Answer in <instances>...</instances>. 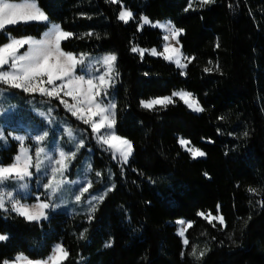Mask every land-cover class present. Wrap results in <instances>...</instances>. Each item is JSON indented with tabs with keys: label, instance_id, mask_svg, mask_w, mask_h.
I'll list each match as a JSON object with an SVG mask.
<instances>
[{
	"label": "trees",
	"instance_id": "16d2710c",
	"mask_svg": "<svg viewBox=\"0 0 264 264\" xmlns=\"http://www.w3.org/2000/svg\"><path fill=\"white\" fill-rule=\"evenodd\" d=\"M38 3L50 24L73 33L62 43L64 51L117 56L115 130L134 152L122 165L94 144L93 174L107 180L111 171L114 190L90 221L57 213L30 222L0 210V235L8 236L0 242V264L20 254L44 260L57 244L69 252L63 264H264V0L203 6L199 0ZM123 9L133 13L127 24L118 19ZM145 16L183 29L181 50L195 58L185 74L161 57L131 51L164 44L158 28H139ZM48 27L32 23L11 35L38 39ZM6 42L0 33V44ZM181 90L192 93L204 111L194 113L179 100L155 111L140 105ZM180 138L206 156L192 159ZM16 151L8 149L7 163ZM200 212L222 215L226 227L218 220L209 224ZM180 220L193 224L187 247L178 235ZM193 247L207 251L197 260L190 255Z\"/></svg>",
	"mask_w": 264,
	"mask_h": 264
},
{
	"label": "snow or ice",
	"instance_id": "6c2138e0",
	"mask_svg": "<svg viewBox=\"0 0 264 264\" xmlns=\"http://www.w3.org/2000/svg\"><path fill=\"white\" fill-rule=\"evenodd\" d=\"M109 2L119 3L120 0H109ZM212 2L214 0H199L201 6ZM192 7L193 4L190 2L185 10ZM118 19L127 24L133 19V13L127 9L121 10ZM141 20L140 29H143L144 25H152L167 33L163 36L164 41L175 40L177 45L180 44L179 37L183 29H177L171 22L153 23L146 16ZM32 23L50 24L49 16L39 6L38 0H20V2L0 0V33L4 34L7 39L6 43L0 44V95L8 89H16L30 96L39 95L49 102L57 100L68 113L90 127L96 142L106 151H110L113 159L119 158L122 163H127L134 152L132 142L116 133V104L110 101L105 103L109 89L114 86V74L118 75L115 68L117 56L107 54L95 62H90L88 54L76 55L64 51L61 46L62 41L71 38L73 33L64 31L59 24H50L39 39L32 36L14 37L11 35L12 30L23 29ZM217 47H219L218 44ZM181 49L182 45L176 47L171 43H165L162 52L152 49L150 54L162 56L164 60L174 63L177 68L185 69L187 64L195 58L184 57ZM131 51L139 52L143 58L146 50L133 47ZM97 65L105 70L101 73ZM204 71L208 72L211 69L205 68ZM173 97H179L194 112L204 111L193 94L183 90L174 92L168 97L141 100L140 105L144 109L155 111L157 106L167 108L168 105L173 104ZM52 111L53 109L49 107L46 113H39L49 125L53 123ZM102 130L106 131L102 132ZM64 134L68 138V143L74 145V149L66 152L56 145L55 155L44 146V141L48 137L46 130L31 137L35 144L34 148L25 146V141L29 139L28 136L12 137L19 142V150L11 164H0V210L7 212L10 208L12 212L30 222L47 219L46 210L52 207L51 199L61 191L64 184L69 183L65 179V173L70 167V162L75 160L79 150L84 147L83 138L77 139L71 127H66ZM6 139L4 130L0 127V141H6ZM178 143L191 155L192 159L206 156L200 148L189 147L191 144L189 140L180 138ZM33 169L36 173H41L42 169H46L43 174L49 178L41 187L45 190L47 199L41 200L37 196L36 203L28 205L22 203L18 196L21 192L27 193L34 175ZM88 170L91 171L90 166ZM100 175L101 173H96V176ZM91 187V180L84 183L79 190L80 194L75 197L76 202H80L82 196L88 193ZM112 190H114V185L103 194L92 196L88 200L89 221L93 218L91 214L96 211V203L103 202L107 192ZM249 192L255 193V189L250 188ZM261 206H264V201H261ZM198 215L207 220L209 224L218 220L221 226L226 227L222 215L213 216L211 213L206 215L204 212ZM178 223L181 225L178 235L184 237L183 244L187 247L190 242L186 237V232L193 227V224L189 222L185 226L184 221ZM7 239V235H0V241ZM206 251L207 249L197 253L196 248L193 247L190 255L199 260ZM68 257V250L62 244H57L44 260H32L20 254L13 261L3 260L2 264H63Z\"/></svg>",
	"mask_w": 264,
	"mask_h": 264
},
{
	"label": "rangeland",
	"instance_id": "374dc122",
	"mask_svg": "<svg viewBox=\"0 0 264 264\" xmlns=\"http://www.w3.org/2000/svg\"><path fill=\"white\" fill-rule=\"evenodd\" d=\"M168 22L170 21H163L159 23L166 24ZM141 23H142V20H141ZM158 29L161 30V32L163 33V36L167 34L162 29L160 28ZM63 42L64 41H62V43ZM165 43H171L176 47L181 46L180 44L177 45L175 40L164 41V44ZM164 44L162 45L161 48L156 49V51L162 52ZM21 51H23V49ZM135 53H139V52H135ZM146 53L151 55L150 54L151 50L144 52V54ZM104 55L105 54L98 55V56L89 55L90 62H95L96 60L102 58ZM153 57L163 58L162 56H153ZM184 62L187 63V61H184ZM169 63H172V62H169ZM97 67H100V66L97 65ZM104 70L105 69L103 67H100L101 73ZM180 70L185 74L187 68L180 69ZM96 74L98 75L99 73H96ZM115 82H116V78L114 74V84ZM173 100L182 101L179 99V97H173ZM109 101L116 104L115 95H114V86L109 89V94H108V97L105 99V103ZM49 107L53 109L52 114H51L53 118V123L51 125H49L46 122L44 117L39 115L40 112L46 113ZM159 107L160 106H157V108ZM194 113L199 114L201 112H194ZM0 127L3 128L5 137H7L6 141H0V164H3V165L11 164L13 162V158L18 154L19 142L12 139L13 136H17V135L28 136L29 139L25 141V146L26 147L32 146L34 148L35 144H34V141L31 139V137H34L37 134H41L43 131L46 130L48 131V137L44 141V146L48 147L49 150L53 152V155H55L54 150H55L56 145H59V147L63 148L66 152L69 151L70 149H74V145L68 143V138L64 134V129L66 127H71L74 130V132L76 133L77 139L83 138L84 140V147H82L79 150L75 160H72L70 162V167L65 173V179L69 181V183L64 184L61 191L58 192L56 196L51 199L50 203L52 204V207L46 210L47 219H42L40 221L48 220L51 217V215L57 214V213H65L70 216H74V215L89 216L88 200L91 199L92 196L103 194L105 191H107L108 188H111L113 186V177H112L111 171L107 172L106 177L108 181L104 179L103 174H101L99 177L96 176V174H93V170H94L93 161H94V156H95L93 146H95L94 144H97L98 146L100 145L96 142V139L93 136L90 127L88 125L83 124L82 122L77 120L75 117H73L70 113H68L64 109L63 105H59L57 100H51L49 102L46 100V98H42L39 95L30 96L26 93H23L20 90L8 89L7 91L4 92L3 95H0ZM103 131H106V130H102V132ZM12 147H15V149L17 150L16 155L13 156L12 160L7 163V159L10 158V155L8 156L7 152H8V149H11ZM189 147H192V145L190 144ZM3 151L6 153L2 154ZM106 152H109L112 156V153L110 151H106ZM113 162L115 163L117 162L122 165H125L128 163V162L122 163L119 160V158L113 159ZM89 166L91 167V171L88 170ZM45 171L46 169H42L41 173H36L35 170L33 169L34 175L29 184V189L27 193L25 194L21 192L18 196V198L21 199L22 203L32 205L36 203L37 196L41 200L47 199L45 190L41 187V185L46 183L49 178L47 175L43 174ZM88 180H91L92 187L89 189L88 193H85L82 196L80 202H76L75 200L76 195L80 194V191H79L80 188L83 187L84 183H86ZM109 192L110 191H108L107 194ZM100 203H96V209ZM7 212H12V211L9 208V211ZM40 221H36V222H40ZM180 221H184L185 226L187 225V223H189V221L187 220H180ZM177 225H178V232H179L181 225L179 223H177ZM181 238L182 240L184 239V237H181ZM0 242H4V241H0ZM23 255L31 259L29 256L25 254ZM32 260H35V259H32Z\"/></svg>",
	"mask_w": 264,
	"mask_h": 264
}]
</instances>
